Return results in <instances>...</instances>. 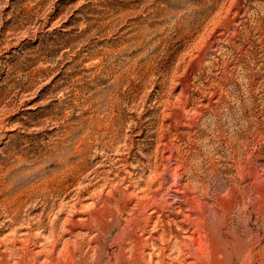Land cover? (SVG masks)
<instances>
[{
  "label": "rangeland",
  "instance_id": "obj_1",
  "mask_svg": "<svg viewBox=\"0 0 264 264\" xmlns=\"http://www.w3.org/2000/svg\"><path fill=\"white\" fill-rule=\"evenodd\" d=\"M153 262L264 264V0H0V264Z\"/></svg>",
  "mask_w": 264,
  "mask_h": 264
},
{
  "label": "bare ground",
  "instance_id": "obj_2",
  "mask_svg": "<svg viewBox=\"0 0 264 264\" xmlns=\"http://www.w3.org/2000/svg\"><path fill=\"white\" fill-rule=\"evenodd\" d=\"M60 181V180H59ZM13 192V191H12ZM244 201V200H243ZM245 202V201H244ZM139 203V202H138ZM136 205V204H135ZM145 205V204H144ZM224 207V206H223ZM189 208H191V207H189ZM188 209V208H187ZM240 209V208H239ZM222 211V210H221ZM138 212V211H137ZM173 212V211H172ZM187 216V215H186ZM188 220V219H187ZM237 220V219H236ZM189 222V221H188ZM186 223V222H185ZM179 224H181V223H179ZM177 229H178V227H177ZM191 236V235H190ZM149 237V236H148ZM159 237L161 238L160 240L162 241V239H165L166 237H165V235H159ZM165 237V238H164ZM174 237H176V239L174 240V242H177V247L179 248V250L180 249H182V247H183V245H184V243L181 241V240H178L177 239V236H174ZM179 237V236H178ZM184 237H186V236H184L183 235V238ZM192 237V236H191ZM153 238V237H152ZM155 238V237H154ZM180 238V237H179ZM158 239V238H157ZM232 239V238H231ZM142 240V239H141ZM166 240V239H165ZM183 240V239H182ZM140 241V240H139ZM145 241V240H144ZM238 241V240H237ZM142 242V241H141ZM146 242V241H145ZM147 242H149V241H147ZM164 242V241H163ZM166 242H168L167 240H166ZM169 242H171V241H169ZM173 242V243H174ZM143 243V242H142ZM172 243V242H171ZM141 244V243H140ZM148 244V243H147ZM146 244V245H147ZM193 244V243H192ZM69 245V244H68ZM137 245H139V244H137ZM150 245V244H149ZM190 245V244H189ZM133 246V245H132ZM141 246H144V245H142L141 244ZM169 247V246H168ZM171 248V247H170ZM190 248V247H189ZM157 249H159V248H157ZM160 249H161V247H160ZM186 249V248H185ZM130 250V249H129ZM191 250V249H190ZM190 250H188V251H190ZM133 251V250H132ZM143 252V251H142ZM160 252V251H159ZM193 254V253H192ZM137 255H138V253H137ZM179 255V254H178ZM139 257H141V256H139ZM145 257V256H144ZM197 258V257H196ZM138 259V258H137ZM149 259V258H148ZM131 261V260H130ZM157 261H159V260H157ZM140 262V261H139ZM130 263V262H129ZM160 263V262H159ZM153 264H154V262H153Z\"/></svg>",
  "mask_w": 264,
  "mask_h": 264
}]
</instances>
